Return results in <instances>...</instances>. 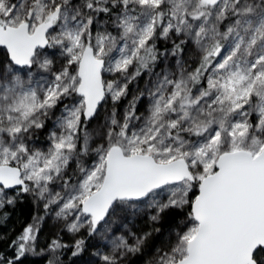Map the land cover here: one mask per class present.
Masks as SVG:
<instances>
[{"label": "snow or ice", "instance_id": "1", "mask_svg": "<svg viewBox=\"0 0 264 264\" xmlns=\"http://www.w3.org/2000/svg\"><path fill=\"white\" fill-rule=\"evenodd\" d=\"M25 204L0 264H264V0H0Z\"/></svg>", "mask_w": 264, "mask_h": 264}, {"label": "trees", "instance_id": "2", "mask_svg": "<svg viewBox=\"0 0 264 264\" xmlns=\"http://www.w3.org/2000/svg\"><path fill=\"white\" fill-rule=\"evenodd\" d=\"M33 212L34 209H32L29 204H25L17 208L15 213L12 214L11 219L7 222V224H0V234L13 228L19 229L21 222H23L24 220H31V215L33 214ZM41 239L43 240V235ZM2 249L3 245H0V250ZM37 264H42V262L38 261Z\"/></svg>", "mask_w": 264, "mask_h": 264}, {"label": "rangeland", "instance_id": "3", "mask_svg": "<svg viewBox=\"0 0 264 264\" xmlns=\"http://www.w3.org/2000/svg\"><path fill=\"white\" fill-rule=\"evenodd\" d=\"M47 231V230H46Z\"/></svg>", "mask_w": 264, "mask_h": 264}]
</instances>
